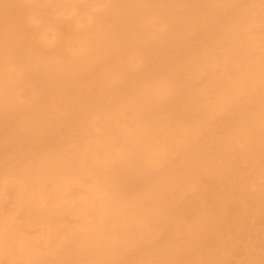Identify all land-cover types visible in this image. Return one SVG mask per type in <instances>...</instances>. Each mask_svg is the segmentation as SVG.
Returning <instances> with one entry per match:
<instances>
[{
    "label": "bare ground",
    "instance_id": "6f19581e",
    "mask_svg": "<svg viewBox=\"0 0 264 264\" xmlns=\"http://www.w3.org/2000/svg\"><path fill=\"white\" fill-rule=\"evenodd\" d=\"M258 225L264 0H0V264H264Z\"/></svg>",
    "mask_w": 264,
    "mask_h": 264
},
{
    "label": "rangeland",
    "instance_id": "374dc122",
    "mask_svg": "<svg viewBox=\"0 0 264 264\" xmlns=\"http://www.w3.org/2000/svg\"><path fill=\"white\" fill-rule=\"evenodd\" d=\"M232 221H233V219H231V221L229 220L230 223H231ZM234 221H235V220H234ZM234 221H233L231 224H233ZM229 222H228V226L230 227L231 224H230ZM226 225H227V224H226ZM260 226H261V227H260ZM263 227H264V225H258V226H256V228H258L259 230L262 229ZM259 230H258V231H259ZM261 234H262V235H261ZM263 235H264V231H263V232H260V234H258V235L256 236V238H261V237L263 238V237H264ZM256 240H257V239H256ZM212 264H214L213 261H212Z\"/></svg>",
    "mask_w": 264,
    "mask_h": 264
}]
</instances>
